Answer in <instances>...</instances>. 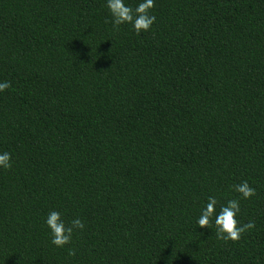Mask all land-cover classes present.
Listing matches in <instances>:
<instances>
[{"label":"trees","instance_id":"trees-1","mask_svg":"<svg viewBox=\"0 0 264 264\" xmlns=\"http://www.w3.org/2000/svg\"><path fill=\"white\" fill-rule=\"evenodd\" d=\"M151 12L137 34L106 0H0V264H264V0ZM209 196L255 227H198ZM52 211L84 223L64 247Z\"/></svg>","mask_w":264,"mask_h":264},{"label":"clouds","instance_id":"clouds-1","mask_svg":"<svg viewBox=\"0 0 264 264\" xmlns=\"http://www.w3.org/2000/svg\"><path fill=\"white\" fill-rule=\"evenodd\" d=\"M106 6L112 18V24L118 28L122 24H129L133 30L140 34L151 29L156 21V16L151 10L154 8V0H139L133 9L127 0H106ZM9 81L0 82V92L9 89ZM12 167L11 153L0 152V168L10 169ZM233 190L240 194L242 199H250L255 195V189L248 181H242L232 186ZM218 201L215 197L209 196L207 202L200 210V215L196 219L200 228H215L218 238L224 240H239L241 235L255 227L252 222L241 224L239 221L240 200L229 199L226 204H222L217 209ZM45 224L49 229L51 243L56 247H64L71 243L76 230H83L84 223L76 218L65 223L59 212H49Z\"/></svg>","mask_w":264,"mask_h":264}]
</instances>
